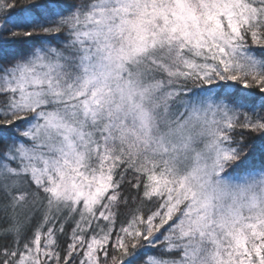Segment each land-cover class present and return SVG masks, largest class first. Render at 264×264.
<instances>
[{
	"label": "snow or ice",
	"instance_id": "6c2138e0",
	"mask_svg": "<svg viewBox=\"0 0 264 264\" xmlns=\"http://www.w3.org/2000/svg\"><path fill=\"white\" fill-rule=\"evenodd\" d=\"M0 264H264V0H0Z\"/></svg>",
	"mask_w": 264,
	"mask_h": 264
},
{
	"label": "trees",
	"instance_id": "16d2710c",
	"mask_svg": "<svg viewBox=\"0 0 264 264\" xmlns=\"http://www.w3.org/2000/svg\"><path fill=\"white\" fill-rule=\"evenodd\" d=\"M18 3H23V0H17ZM22 11L21 8H17L14 10V14H18ZM260 143L261 141L259 139L256 140V157H257V162L259 161V157H260V152H259V148H260Z\"/></svg>",
	"mask_w": 264,
	"mask_h": 264
}]
</instances>
